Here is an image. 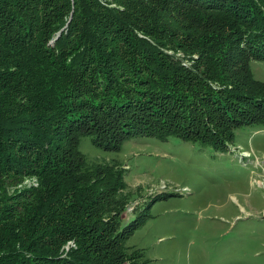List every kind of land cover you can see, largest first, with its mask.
Here are the masks:
<instances>
[{
	"label": "trees",
	"instance_id": "1",
	"mask_svg": "<svg viewBox=\"0 0 264 264\" xmlns=\"http://www.w3.org/2000/svg\"><path fill=\"white\" fill-rule=\"evenodd\" d=\"M113 1L0 0V264L131 260L123 169L89 162L82 139L116 151L143 134L212 147L172 117L190 116L198 96L264 103L250 68L264 59V0ZM158 45L198 53L206 81L224 89L199 88ZM263 119L264 109L230 126Z\"/></svg>",
	"mask_w": 264,
	"mask_h": 264
},
{
	"label": "rangeland",
	"instance_id": "2",
	"mask_svg": "<svg viewBox=\"0 0 264 264\" xmlns=\"http://www.w3.org/2000/svg\"><path fill=\"white\" fill-rule=\"evenodd\" d=\"M100 1L116 6L113 0ZM71 16L72 11L67 22ZM242 40L235 39L239 48L251 51ZM158 48L202 78L199 88L224 89L215 79L206 81L198 53ZM250 68L264 82V59H251ZM194 99L192 114H182L180 120L172 117L169 125L181 124L182 131L193 127L192 133L201 130L216 138L215 146L149 134L123 143L117 151L102 149L90 137L81 141L80 150L89 162L114 163L123 169L128 200L120 227L129 228L124 244L134 255L123 264H264V119L230 126L262 112L264 103L259 107L236 98L225 106L224 98L218 99L223 103L219 108L199 101V96ZM242 110L245 113L239 115Z\"/></svg>",
	"mask_w": 264,
	"mask_h": 264
}]
</instances>
